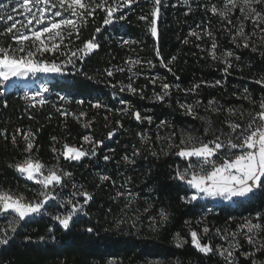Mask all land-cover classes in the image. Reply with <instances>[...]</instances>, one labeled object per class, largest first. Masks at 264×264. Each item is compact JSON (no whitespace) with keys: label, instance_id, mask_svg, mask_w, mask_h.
Instances as JSON below:
<instances>
[{"label":"trees","instance_id":"obj_1","mask_svg":"<svg viewBox=\"0 0 264 264\" xmlns=\"http://www.w3.org/2000/svg\"><path fill=\"white\" fill-rule=\"evenodd\" d=\"M222 0H189L184 5L182 0H161L160 18L157 21L158 38L153 37L145 21L139 19L141 15H149L153 9L152 0H138L130 9H125L126 19L116 21L105 26L101 33L96 35L100 48L91 52L83 59L76 61L77 71L68 65L63 74L52 77L49 83V95L44 99L48 101L43 107H32L34 101L26 100L33 95L17 86L5 87L0 84V129L7 128L9 133L15 129L31 130L36 132L33 155L46 166L57 164L56 154L52 147L57 149L63 143L76 145L84 144L82 137L90 136L94 140H102L103 144L96 148V156L85 157L80 161H68L60 158L59 165L73 173L66 186L59 190L69 198L73 191L72 185L82 191H88L93 199L84 207V212L74 217L69 229L65 230L54 219V216L68 209L64 203L51 201L45 206L47 212L34 215L22 222L8 245H0V264H224L222 258L216 255L199 253L187 237L190 222L191 227L200 228L208 226L213 229L209 233L213 245L223 241L215 237L216 228H230L236 230L245 220L257 221V213L264 215V191L256 190L247 198L238 199L233 203L213 204L210 201L197 200L185 203L181 197L191 195L192 190L180 181L173 179L176 165L184 166V161L175 155L152 157L147 151H142L135 157L134 164L123 162L122 157L131 156L133 146L142 148L143 145L137 133L144 131L155 140L156 126L165 120L177 132L176 142H179V133L190 132L194 136L204 137L205 120L186 115L179 107L180 103H194L201 100L203 103L198 109L200 116L207 117L214 127L222 126L225 119L223 113H209L205 111L208 101L215 99L224 107L247 109L248 102L241 98L243 89L249 88L254 98L264 97V87L254 83V80L264 75V56L260 54L264 47L259 46L258 51L252 48L237 47L226 30L225 23L220 17L206 11L204 5L213 3L219 5ZM189 6L191 12L185 15ZM239 15L237 11L232 16L234 23ZM149 19L152 17L149 15ZM103 13L99 10L94 18L81 26L79 39L75 35L71 38L70 47L75 50L95 33V28L102 25ZM197 25L210 28L212 37L204 36L201 40L189 35L191 29ZM7 25L0 23V31ZM251 25H246V31ZM187 39L188 43H184ZM122 40L135 41L128 45ZM217 44V54L233 51L239 60H232L233 67L226 74L222 62L213 61L205 51L210 48L212 41ZM12 43L10 37H0V44ZM65 43H68L66 40ZM200 45V47H197ZM159 49L164 62L172 69L171 72L163 67L155 55L154 49ZM140 57L143 60H152L154 68L137 66L134 69L137 75L129 80V73L114 71L108 77L105 69L127 67L125 61L129 58ZM172 56L177 59L168 63ZM44 59H53L45 54ZM57 62L64 60L63 56L55 57ZM166 78L163 82L173 85L169 102L161 103L154 99L155 93L161 91L160 81L156 85L150 83L152 77ZM177 77L179 79H177ZM220 80L223 87H209L202 85L197 94H186L183 89L191 88L194 83L206 81L212 84ZM132 83L133 87L142 89V95L112 84ZM180 86V90L176 89ZM60 96L67 99L61 101ZM84 100V104H79ZM96 101L107 105V109H97L92 106ZM122 101L126 103H121ZM5 104L7 106L5 107ZM139 110L142 116H151V125L137 122L130 112L121 113L117 109ZM57 108L70 113H86L80 120L71 115L61 116ZM31 117V118H30ZM51 117V118H49ZM107 118V119H106ZM123 127L116 131L112 138L107 133L116 129V122ZM85 124H90L85 127ZM37 130H39L37 132ZM168 129H161L160 135H166ZM227 131V129H225ZM56 137L57 141H53ZM210 139L211 136L204 137ZM16 146L0 138V189L10 190L14 194H23L26 198H35L40 185L27 180L10 164L23 158L24 142L18 137ZM159 144V142H157ZM85 147L89 145L84 144ZM159 146H164L159 144ZM108 155L110 160L103 157ZM109 175L123 184L125 177H130L129 187L139 198L130 208L124 207L123 200L113 201L114 189L109 182L97 186L101 175ZM83 203L82 197H76ZM148 208L146 212L144 209ZM111 209V211H109ZM137 210V211H134ZM160 210L168 215V221L152 227V217L157 216ZM86 213V214H85ZM125 219L127 222L117 226V221ZM6 228H9L7 216H2ZM136 227H132V223ZM94 231L89 233L87 228ZM52 231L49 232L48 229ZM3 230L0 231L2 234ZM189 239V243L182 247L176 246V234ZM43 237V239H41ZM207 239V237H206ZM242 251H249L250 246L240 238ZM257 264L264 260V256L257 253ZM237 264H248L243 256H239Z\"/></svg>","mask_w":264,"mask_h":264},{"label":"snow or ice","instance_id":"obj_2","mask_svg":"<svg viewBox=\"0 0 264 264\" xmlns=\"http://www.w3.org/2000/svg\"><path fill=\"white\" fill-rule=\"evenodd\" d=\"M138 0H0V23L7 25L0 31V37H10L12 43L0 44V84H7L15 79H27L29 76H35L38 73L43 74H63L68 65L73 69L81 71L77 68L76 61L83 62V59L91 52L100 48V43L96 39V35L101 33L105 26L112 25L116 21L126 19L125 9H130L137 4ZM153 9L149 15H141L140 20L145 21L149 27V31L153 37L158 38L157 21L160 18L161 0H152ZM184 5H189V0H182ZM206 11H210L213 15L221 18L225 23L226 30L231 34L230 38L237 47L252 48L258 51L259 46L264 47V0H222L217 5L215 3L203 6ZM103 13L102 25L95 28L93 36L83 43L82 47L73 50L70 45L71 38L79 39L80 28L87 23L89 19L96 16L97 11ZM239 12L234 23L232 16ZM191 12L189 6L187 15ZM23 17L18 19L17 17ZM251 25V30L246 31V25ZM196 29H191L189 35L201 40L204 36L212 37V32L208 27L197 25ZM68 43H65V41ZM122 44L128 45L135 41L122 40ZM184 43H188L185 39ZM200 47V45H197ZM156 57L159 58L163 67L169 72L172 71L168 64L164 62L160 55L158 47L154 49ZM207 55L213 60L224 64V72L227 74L233 67L232 60H239L233 51H225L217 54V44L212 41L210 48L205 50ZM45 54L53 57V59H44ZM260 54L264 56V51ZM63 56L64 60L57 62L55 57ZM176 56H172L168 63L175 61ZM125 67H116L105 69L108 77L116 72L128 71L131 73L129 80L131 81L137 72L134 71L137 66L143 68L145 65L154 68L156 65L152 60H143L140 57H129L125 61ZM177 79H179L177 77ZM166 78L159 76L150 78V83L156 85L160 81L161 91L155 93L154 99L157 102H169L172 94L173 85L163 82ZM254 83L264 87V75L254 80ZM202 85L209 87H223L220 80L212 84L206 81L194 83L191 88L183 89L186 94L195 95ZM111 87L117 88L121 92L128 90L132 93H140L142 89L133 87L132 83L112 84ZM176 89L180 90V86L176 85ZM43 91L48 92L49 87L43 85ZM3 95V92H0ZM26 100L34 101L32 107H43L48 101L41 96V92H35L30 98L25 95ZM241 98L248 102L247 109L236 107H224L215 99L208 101L205 108L209 113H223L225 119L222 126L216 128L212 121L207 117H202L198 109L202 105L201 100L194 103H180L179 107L184 110L186 115L194 118L205 120L207 126L204 127V137L211 136L206 139L201 136H194L190 132L179 133V142H176L177 132L171 128L165 120L160 121L156 126L155 140L148 135L147 132L141 131L137 133L142 148L133 146L131 156L125 154L122 157L123 162L134 164L135 157L140 156L142 151H147L152 157L159 158L161 155H175L184 161V166L176 165L174 168L173 179L180 181L192 190L191 195L181 197L185 203H193L202 198V196L221 198L226 201H232L233 198H247L249 194H253L256 190L264 191V97L254 98L249 88L245 87ZM61 101L66 100L65 96H60ZM79 104H84V100H79ZM121 103H126L122 101ZM7 104H5V107ZM97 109H107V105L96 101L92 104ZM56 111L61 116L67 117L71 115L74 119L80 120L86 117V113L79 114L70 113L67 110L57 108ZM116 111L123 113L130 112L133 119L137 122L147 121L152 124L151 116H142L139 110H131V106L125 109H117ZM31 118V117H30ZM51 118V117H49ZM107 119V118H106ZM117 128L107 133L108 138H112L119 128L123 125L119 121L116 122ZM89 127L90 124H85ZM161 129H168L166 135L161 136ZM227 129V131H225ZM39 130H37L38 132ZM37 133L30 129L25 131L20 128L9 133L7 128L0 129V138L9 141L16 146L18 137L24 142L23 158L10 164L9 167L14 168L27 180L33 181L40 185L36 196L39 199L28 200L23 194H13L10 190L0 189V216L9 217V228L3 230L0 234V245H8L11 234H14L17 227L34 215H42L47 212L45 205L49 201L57 199L59 190L63 189L68 179L73 177V173L67 171L59 165L60 158L68 161H80L85 157L96 156V148L103 144L102 140H94L90 136L82 137L84 144L77 147L63 143L60 149L52 147V152L56 154L57 164L46 166L33 155V149L37 148L35 137ZM53 141H57L56 137H52ZM58 142V141H57ZM164 146H159V144ZM105 161L111 159L110 156L103 157ZM98 187L105 182H109L116 189L113 201L123 200L124 207L130 208L139 198V193L134 192L128 185L131 181L130 177H125L123 184H117V181L109 175H101ZM82 185L77 188L72 185L73 191L69 193V198L64 201V206L68 209L63 213L56 214L54 219L63 229L67 230L73 222L74 217L84 212V207L93 199L92 195L84 190ZM76 197H82L83 203ZM149 210L147 207L144 209ZM111 211V209H109ZM134 211H137L134 209ZM86 214V213H85ZM138 214V211H137ZM152 227L163 226L168 221V215L164 210H160L157 216L152 218ZM257 221H264V215L257 213ZM125 219L117 221V226L125 224ZM189 223L187 237L190 238L191 245L201 254L205 256L216 255L223 259L224 264H237L239 256H243L248 264H257L255 256L260 253L264 256V223L253 222L251 219L245 220L238 225L236 230L230 228L214 230L215 237L221 239L223 243L213 245L212 238L209 233L213 232L208 226H204L197 230ZM132 227H136L133 222ZM52 231L51 228L48 229ZM91 233L94 228L86 229ZM207 237V239H206ZM250 246L249 251H242L240 238ZM43 239V237H41ZM176 246L182 247L189 243V239L183 238L179 233L176 234ZM264 264V260L260 261Z\"/></svg>","mask_w":264,"mask_h":264},{"label":"rangeland","instance_id":"obj_3","mask_svg":"<svg viewBox=\"0 0 264 264\" xmlns=\"http://www.w3.org/2000/svg\"><path fill=\"white\" fill-rule=\"evenodd\" d=\"M4 2L7 3V0H4ZM13 3H14V0H13ZM17 18L23 19V17H20V16H18ZM54 75H57V74L38 73L35 76H29L27 79H19L18 80V79L13 78V80L9 81L7 84H4V86L8 88V87H13L15 85V86L19 87L20 89H23L25 92H30L31 94H34L35 92L39 91V92H41V96L44 98L45 96L49 95L50 91L44 92L43 91V85H47L49 87V83L52 80V77ZM26 199L35 200V199H39V197H35L32 199L26 198ZM67 199H68V197L59 191L57 199L52 200V201H56L57 203H64V201ZM238 199H244V198H233L232 201H226V200H223V199L218 198V197L212 198V197L202 196V198H200L199 200L210 201L213 204H221V203H233L234 201H236ZM50 202L51 201H49L48 204ZM1 217L2 216H0V231L4 230V228H6L5 222L1 219ZM7 218L9 221V217H7Z\"/></svg>","mask_w":264,"mask_h":264}]
</instances>
